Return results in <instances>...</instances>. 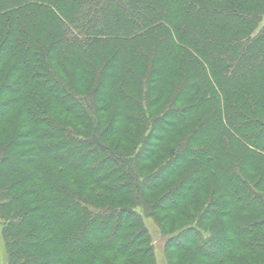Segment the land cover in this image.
I'll return each mask as SVG.
<instances>
[{"label": "trees", "instance_id": "1", "mask_svg": "<svg viewBox=\"0 0 264 264\" xmlns=\"http://www.w3.org/2000/svg\"><path fill=\"white\" fill-rule=\"evenodd\" d=\"M157 237L264 264V0H0V264H158Z\"/></svg>", "mask_w": 264, "mask_h": 264}, {"label": "rangeland", "instance_id": "2", "mask_svg": "<svg viewBox=\"0 0 264 264\" xmlns=\"http://www.w3.org/2000/svg\"><path fill=\"white\" fill-rule=\"evenodd\" d=\"M190 155V152H186L185 153V157H188ZM149 201H153L151 199H149ZM165 216L166 214L160 213L157 215V217L162 221V224L164 225V229L166 232H171L173 226H177L180 223V219L178 216H175L174 218H172V222L169 221V219L166 221L165 220ZM171 220V218H170ZM150 222V221H149ZM152 226V224L150 223V227ZM153 229V227H152ZM93 232V230H92ZM154 229L152 230L153 233V237H156V234L154 235ZM155 244H156V253H157V259H158V264H167L166 263V257L163 254L164 251V244H165V240H163L162 238L160 239V237H157L155 239ZM3 249H0V255L2 254ZM4 255V254H2ZM2 262L3 259H2Z\"/></svg>", "mask_w": 264, "mask_h": 264}]
</instances>
